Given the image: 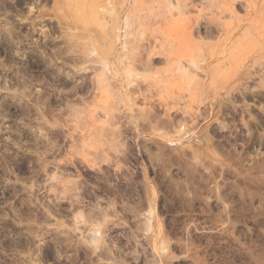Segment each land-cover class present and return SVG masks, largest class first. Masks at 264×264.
Returning <instances> with one entry per match:
<instances>
[{
	"label": "rangeland",
	"instance_id": "obj_1",
	"mask_svg": "<svg viewBox=\"0 0 264 264\" xmlns=\"http://www.w3.org/2000/svg\"><path fill=\"white\" fill-rule=\"evenodd\" d=\"M0 264H264V0H0Z\"/></svg>",
	"mask_w": 264,
	"mask_h": 264
},
{
	"label": "bare ground",
	"instance_id": "obj_2",
	"mask_svg": "<svg viewBox=\"0 0 264 264\" xmlns=\"http://www.w3.org/2000/svg\"><path fill=\"white\" fill-rule=\"evenodd\" d=\"M209 33V32H208ZM211 46V45H210ZM212 50H213V48H212ZM220 50V49H219ZM221 54V52L220 53H218V55H220ZM215 55L217 56V54L215 53ZM223 55V54H222ZM212 56V55H211ZM214 56V55H213ZM213 58V57H212ZM217 58V57H216ZM195 67H196V69L197 70H203V66L201 65V64H199V63H197V64H195ZM179 70L181 71V72H184L185 71V68L183 67V65H181V66H179ZM184 70V71H183ZM195 78V77H194ZM196 79V78H195ZM198 79V78H197ZM196 79V80H197ZM199 80V79H198ZM203 81H201V83H202ZM203 84V83H202Z\"/></svg>",
	"mask_w": 264,
	"mask_h": 264
}]
</instances>
